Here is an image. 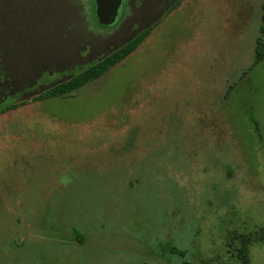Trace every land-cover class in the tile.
<instances>
[{
	"label": "rangeland",
	"instance_id": "obj_1",
	"mask_svg": "<svg viewBox=\"0 0 264 264\" xmlns=\"http://www.w3.org/2000/svg\"><path fill=\"white\" fill-rule=\"evenodd\" d=\"M79 2L3 1L2 106L151 31L72 97L0 116V264H238L234 236L264 229V0H125L110 24Z\"/></svg>",
	"mask_w": 264,
	"mask_h": 264
},
{
	"label": "trees",
	"instance_id": "obj_2",
	"mask_svg": "<svg viewBox=\"0 0 264 264\" xmlns=\"http://www.w3.org/2000/svg\"><path fill=\"white\" fill-rule=\"evenodd\" d=\"M3 1L0 0V7L3 6ZM7 4L10 6L9 13H15L18 11V4H23L28 7L33 4L35 0H6ZM43 1V0H41ZM80 0H78V3ZM92 3V13L95 16V4L93 0H90ZM24 6V8H25ZM25 11L27 13V9ZM82 11V8H81ZM262 24L259 28L260 36L256 39L255 49H254V65L253 68L264 62V4L262 5ZM2 11L0 10V17H2ZM1 28V24H0ZM151 29H145L141 32L137 33L134 37L127 40L120 46L114 48L107 54H105L99 60L93 62L92 64L84 67L83 69L79 70L77 74L72 75L68 80L60 82L56 85H53L46 89L45 91L41 92L37 96L32 97L30 100L27 101H17L14 100L13 103L2 106L6 97L9 96V93L6 92L4 96L0 97V116L4 114H8L10 112L16 111L21 107L26 106L29 103H36L45 100H51L56 98H68L72 97L74 93L80 91L84 87L92 84L93 82L99 80L101 77L105 76L109 73L113 68L121 64L126 58L132 55L146 40L148 35L150 34ZM6 44L1 37L0 34V82H5L6 76L3 70V60L8 56ZM251 69L247 70V73L250 72ZM246 72H243L242 77L247 75ZM8 83L0 84V86H5ZM8 94V95H7ZM253 130L256 136L261 139L262 135L260 133V129L258 124L253 121ZM234 240H238L239 247L235 250V253H232V257L235 258L238 264H250L249 256H248V246L250 245L251 241L264 244V229H262L259 233L252 236L244 237L242 235H235ZM233 241H230L228 245H230ZM177 253L171 251V255L177 256ZM180 257H184V254H180Z\"/></svg>",
	"mask_w": 264,
	"mask_h": 264
},
{
	"label": "water",
	"instance_id": "obj_3",
	"mask_svg": "<svg viewBox=\"0 0 264 264\" xmlns=\"http://www.w3.org/2000/svg\"><path fill=\"white\" fill-rule=\"evenodd\" d=\"M95 16L99 23H108L116 20L121 13L125 0H93Z\"/></svg>",
	"mask_w": 264,
	"mask_h": 264
}]
</instances>
